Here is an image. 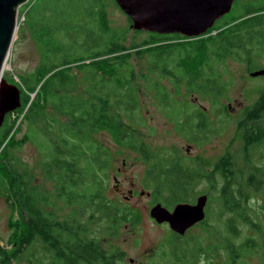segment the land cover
<instances>
[{
    "label": "trees",
    "instance_id": "1",
    "mask_svg": "<svg viewBox=\"0 0 264 264\" xmlns=\"http://www.w3.org/2000/svg\"><path fill=\"white\" fill-rule=\"evenodd\" d=\"M28 1L24 21L42 59L21 76V105L0 126V166L11 204L22 213L15 249L0 240V264H126L124 251L101 241L103 234L113 236L136 222L132 210L108 195L114 153L92 138L101 131L111 134L118 151L132 150L144 160L141 183L152 203L171 208L207 196L205 217L191 228L205 225L213 235L172 231L154 264H191L207 249L220 250L225 264H250L253 256L264 261L258 212L264 210V89L242 109L246 119L236 153L187 162L174 149L152 150L138 131L144 123L141 89L152 92L158 110L189 143L202 145L223 128L228 61L251 65L253 57L264 56V0H235L201 37L133 29L144 34L133 44L125 28L110 24L107 9L110 2L117 5L114 0ZM193 97L217 107L215 120ZM20 114L25 131L18 138L12 130ZM27 141L38 149L42 176L52 189L37 182L21 158ZM201 183L205 189L197 190ZM58 203L69 211L59 215Z\"/></svg>",
    "mask_w": 264,
    "mask_h": 264
},
{
    "label": "rangeland",
    "instance_id": "2",
    "mask_svg": "<svg viewBox=\"0 0 264 264\" xmlns=\"http://www.w3.org/2000/svg\"><path fill=\"white\" fill-rule=\"evenodd\" d=\"M27 1L23 3L24 5L21 4L18 7L17 28L2 72V76L8 82L14 84L20 83L21 76L32 71L42 59L36 39L30 35L29 27L24 21L25 7L29 4V1ZM255 1L257 0H242V2ZM107 12L113 28H125L128 31L130 44L139 42L144 37L142 33L135 34L133 32L128 17L117 5L110 2ZM212 33H214V30ZM134 62H137V60H134ZM260 68H264V56L253 57L251 65L248 62L228 61L227 77L230 79V85L221 102L227 108L229 116L224 121L223 128L218 133L212 134L206 143L199 146L189 143L183 134L174 129V125L168 117L158 110L152 92L144 91V89H141L138 94L140 101L139 114L144 120L138 131L142 133L141 135L150 144L152 150L157 152L162 149H174L187 162L198 155L214 160L225 152L236 153L241 145L238 134H240L246 119L242 115V109L257 98L258 91L261 88L264 89V75H250V73ZM164 87L170 92L173 91L171 84L165 78ZM182 99L183 97L178 96L179 101ZM192 99L193 101L197 100V106L204 107L215 120L218 113L217 107L213 108L208 99L197 97ZM15 116L16 114H13L11 118ZM22 117V114H20L16 118L12 130L15 131L18 138H21L25 131V124L20 123ZM92 138L114 153L109 172V197L116 199L119 205L132 210L135 213L133 217L136 218V222L126 223L113 236L103 234L101 241L107 247L118 246L124 251V262L126 264H154V256L158 254L159 247L170 236L172 230L166 223H156L149 215V209L154 203H152L150 190L144 188L141 183L146 164L140 155L132 150L120 149L118 151V146L114 143L109 132L95 133ZM19 154L32 167L37 182L52 189L53 185L42 176L40 154L36 146L27 141ZM204 185L205 183L199 184L197 190L204 188ZM130 189L133 190L132 194L129 193ZM12 200L7 191L5 171L0 166V240L1 244L8 250L15 249L13 245L14 238L21 233L22 229V213L16 205L11 204ZM211 208H214V203H212ZM56 211L59 215H63L69 211V208L63 206L62 203H58ZM258 212L261 213L260 217L264 221V210L259 209ZM206 232L210 236L213 235V229L199 224L188 230L186 235L200 236ZM20 236L18 235L19 238ZM207 245H210V241L207 242ZM193 260L191 264H225L223 253L220 250L213 252L208 249L203 250L200 256ZM248 262L250 264H264L259 256H253Z\"/></svg>",
    "mask_w": 264,
    "mask_h": 264
},
{
    "label": "water",
    "instance_id": "3",
    "mask_svg": "<svg viewBox=\"0 0 264 264\" xmlns=\"http://www.w3.org/2000/svg\"><path fill=\"white\" fill-rule=\"evenodd\" d=\"M27 0H0V126L7 113L21 105L20 88L3 76L10 46L17 28L18 7ZM131 20L134 30L160 34L178 33L186 37L199 36L228 14L235 0H114ZM251 76L264 75L260 68ZM207 196H198L195 202H178L171 208L154 203L149 215L157 223H167L176 234L183 235L205 217Z\"/></svg>",
    "mask_w": 264,
    "mask_h": 264
},
{
    "label": "flooded vegetation",
    "instance_id": "4",
    "mask_svg": "<svg viewBox=\"0 0 264 264\" xmlns=\"http://www.w3.org/2000/svg\"><path fill=\"white\" fill-rule=\"evenodd\" d=\"M171 34H173V33H171ZM187 38H188V37H187ZM191 38H193V37H191ZM141 192H142V191H141ZM129 193L132 194V193H133V190L130 189V190H129ZM152 219H153V218H152ZM153 220H154V219H153ZM154 221H155V220H154ZM155 222H156V221H155ZM156 223H157V222H156ZM159 224H161V223H159ZM162 224H164V222H163ZM166 224H167V223H166Z\"/></svg>",
    "mask_w": 264,
    "mask_h": 264
},
{
    "label": "bare ground",
    "instance_id": "5",
    "mask_svg": "<svg viewBox=\"0 0 264 264\" xmlns=\"http://www.w3.org/2000/svg\"><path fill=\"white\" fill-rule=\"evenodd\" d=\"M203 35V34H202ZM199 36H201V35H199ZM199 36H193V38H197V37H199ZM186 37V36H185ZM188 38H191V37H188ZM258 76V75H257ZM169 208V207H168Z\"/></svg>",
    "mask_w": 264,
    "mask_h": 264
}]
</instances>
